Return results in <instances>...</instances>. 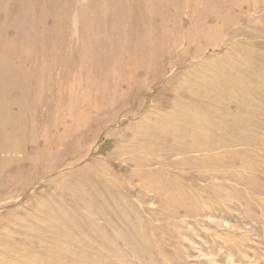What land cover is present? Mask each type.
Instances as JSON below:
<instances>
[{
  "label": "rangeland",
  "instance_id": "1",
  "mask_svg": "<svg viewBox=\"0 0 264 264\" xmlns=\"http://www.w3.org/2000/svg\"><path fill=\"white\" fill-rule=\"evenodd\" d=\"M250 52L264 0H0V264H264V128L187 91Z\"/></svg>",
  "mask_w": 264,
  "mask_h": 264
},
{
  "label": "bare ground",
  "instance_id": "2",
  "mask_svg": "<svg viewBox=\"0 0 264 264\" xmlns=\"http://www.w3.org/2000/svg\"><path fill=\"white\" fill-rule=\"evenodd\" d=\"M258 59L254 54L252 55V53L247 54L246 56L243 57L240 67V78L237 83H229L225 81L223 82L224 83L223 84L219 82L221 85L220 86L216 85L217 86L216 89L211 90L209 86L206 83H204V81L200 78V80H202L203 82L200 81V82H195L193 84L189 83L190 85H188L189 87L187 89L190 95L201 97L202 99L207 101L211 100L210 101L211 103H216L219 106H224L229 102L236 103L237 109L232 114L241 123L243 127L241 138L244 139L248 138L247 135L248 131L264 128V64L263 62L262 63L259 62ZM233 71H234L233 67L228 66L227 71L225 72L226 73L225 76H227L228 74L230 75V73H232ZM208 77H213V76H208ZM221 88H226L228 90V93L225 97L220 94ZM178 103L182 106V108L186 112H189L193 108V106L197 104L195 103L193 105L192 104L193 102L191 103L189 101H181V100ZM195 108L197 110V107ZM202 111L204 110L202 109ZM63 240L64 241L57 242L52 248H49L50 250L49 252L50 253L53 252L55 255L53 254L51 256L49 254L46 256H42V255H38L37 252H35L36 254L32 255L31 259L35 264H63L62 259H64L69 253H71L72 255H78L80 259L84 261L85 259L84 257L89 256L90 252H92L91 251L92 249L89 246L90 243L84 242V240L81 239H71V240L63 239ZM57 251H59L60 253L58 254ZM90 256L91 258H93L96 257V254L93 253L90 254ZM85 263L86 262H83V264ZM86 264H90V262Z\"/></svg>",
  "mask_w": 264,
  "mask_h": 264
}]
</instances>
